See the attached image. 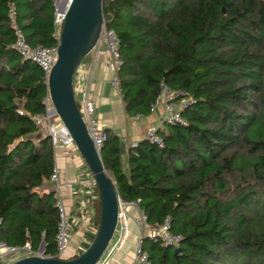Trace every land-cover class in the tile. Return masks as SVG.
<instances>
[{
    "label": "trees",
    "instance_id": "obj_1",
    "mask_svg": "<svg viewBox=\"0 0 264 264\" xmlns=\"http://www.w3.org/2000/svg\"><path fill=\"white\" fill-rule=\"evenodd\" d=\"M10 5L30 46L56 44L54 0H0V242L29 245L23 257L43 243L41 255L53 258L59 214L54 192L41 188L54 146L34 121L48 87L10 48ZM102 12L128 117L150 114L160 83L194 100L182 124L156 128L162 146L143 139L121 155L120 139L104 130L98 150L118 198L138 202L147 228L168 220L180 237L177 248L142 238L148 264H264V0H102Z\"/></svg>",
    "mask_w": 264,
    "mask_h": 264
},
{
    "label": "built area",
    "instance_id": "obj_2",
    "mask_svg": "<svg viewBox=\"0 0 264 264\" xmlns=\"http://www.w3.org/2000/svg\"><path fill=\"white\" fill-rule=\"evenodd\" d=\"M64 11L59 13L55 10L54 12L55 31L52 35V38L55 40L56 44L52 47H32L26 42L21 29L16 25L14 9L11 5L9 6V16L11 18V26L13 28L14 34V41L13 43H11L10 48L13 49L16 53H18L23 59L35 63L43 71L46 83L50 70L57 59V48L60 42V32L64 18ZM96 47H102L105 50L106 54L109 56L113 71L110 84L111 87L119 93V80L116 72L117 68L120 66V60L117 47V40L114 31L105 29L103 25L101 35ZM160 89L161 94L159 98H157L155 102L150 106V113L154 112L157 107L162 106L163 115L160 120L161 124H182L183 119L181 116V112L187 107L192 106L194 104V100L185 98L183 92L169 91L164 83H160ZM80 95L81 102L78 107V110L87 127L88 134L95 148L99 150L100 145L105 139L104 130L100 127L98 122L93 117L95 107L94 102L90 97L89 90H82L80 92ZM45 107V115L34 118L35 124L40 125L43 122L46 123L47 136L50 137L52 146L55 147L59 144L68 147L75 146L73 138L71 137L63 123L58 119L56 121H51L54 116L49 115L52 109V104L49 99V96H46L45 98ZM19 114L22 113L19 112ZM136 117L138 118L140 116ZM145 139L150 143L156 144L157 146H162V140L156 134V128H149L146 132ZM131 146H136V143H133ZM49 180L55 182L56 184L53 190L54 197L56 200L55 207L57 208L59 214V224L55 241L57 251L56 257L61 258L65 254L66 249L69 245L72 225L67 218L66 209L62 202V196L60 193V186L58 182V173L55 167H53ZM89 186V196L91 201L93 202L97 199L98 196L95 195V193L93 192L94 187H96V185L92 176H89ZM118 202L119 210L115 233L117 232L120 236V244L123 243L128 232L125 209H135L138 214L137 227L139 233L135 247L134 260L132 264H148L146 255L141 252V241L144 237L157 238L162 242V245L164 247H178L180 237L170 232L168 220H166L163 224H161L155 229L145 231L147 217L144 212L138 207V202H124L120 199H118ZM114 249L115 246L113 248L108 246L106 252L99 260L98 264H109L110 255ZM29 250L30 247L27 244L19 248L9 246L0 242V264H9L7 258L12 259L13 261V258L25 255L29 253ZM82 251H84V249L80 250V252Z\"/></svg>",
    "mask_w": 264,
    "mask_h": 264
},
{
    "label": "crops",
    "instance_id": "obj_3",
    "mask_svg": "<svg viewBox=\"0 0 264 264\" xmlns=\"http://www.w3.org/2000/svg\"><path fill=\"white\" fill-rule=\"evenodd\" d=\"M85 58L73 79L74 96L81 102L80 92L84 89L89 90L94 102L96 121L103 130H109L127 147L145 139L149 128L162 126L160 123L163 115L162 106L157 107L154 112L145 117H128L125 114L120 94L111 87L113 71L110 58L102 47H96ZM53 157L62 202L72 225L69 245L61 257L68 259L83 250L84 245L90 241L91 235L95 234L93 202L89 196V176L87 180L81 178L85 170H82L83 159L76 147L59 144L53 148ZM55 185V182L49 180L43 184L41 191L53 192ZM125 213L128 232L122 244H120L119 234L117 232L114 234L109 246L112 248L115 246V249L110 255L109 264H132L134 260L139 233L138 214L132 208H126ZM149 230L151 229L145 226V231ZM23 256L25 255L15 257L13 261ZM7 259L9 264L13 262L12 259Z\"/></svg>",
    "mask_w": 264,
    "mask_h": 264
},
{
    "label": "water",
    "instance_id": "obj_4",
    "mask_svg": "<svg viewBox=\"0 0 264 264\" xmlns=\"http://www.w3.org/2000/svg\"><path fill=\"white\" fill-rule=\"evenodd\" d=\"M57 3L58 0H55L54 7ZM64 5L57 59L47 79L48 96L52 104L49 114L63 123L90 171L99 195V223L88 248L75 258L44 257L41 255L44 244L41 243L38 255L20 258L11 264H98L117 226L119 198L105 172L99 151L88 134L73 89V79L79 65L96 48L101 35L104 25L102 0H70ZM125 150L126 145L121 142L120 154H124Z\"/></svg>",
    "mask_w": 264,
    "mask_h": 264
},
{
    "label": "rangeland",
    "instance_id": "obj_5",
    "mask_svg": "<svg viewBox=\"0 0 264 264\" xmlns=\"http://www.w3.org/2000/svg\"><path fill=\"white\" fill-rule=\"evenodd\" d=\"M54 2H55V0H54ZM69 2V0H58V3H57V5H56V7H55V10L57 11V12H59V13H61V12H63L64 11V9H65V5L64 4H67ZM57 8L59 9V10H57ZM86 60V58H84L83 60H82V62H84ZM75 101H76V103L78 104V105H80V99L79 98H77V97H75ZM50 115V114H49ZM51 116V115H50ZM93 117H94V119L96 120L97 118H96V115L94 114L93 115ZM83 169L82 170H85V172H83L84 174H82V176H81V178L83 179V180H87V178H88V176H91V174H90V171H89V169H88V167H87V165L85 164V162L83 161ZM78 202V201H77ZM77 202H76V204H77ZM76 208V207H75ZM92 242V241H91ZM90 242V243H91ZM89 243V244H90ZM37 254H39V252L37 253Z\"/></svg>",
    "mask_w": 264,
    "mask_h": 264
},
{
    "label": "bare ground",
    "instance_id": "obj_6",
    "mask_svg": "<svg viewBox=\"0 0 264 264\" xmlns=\"http://www.w3.org/2000/svg\"><path fill=\"white\" fill-rule=\"evenodd\" d=\"M57 10H59V9L57 8Z\"/></svg>",
    "mask_w": 264,
    "mask_h": 264
}]
</instances>
